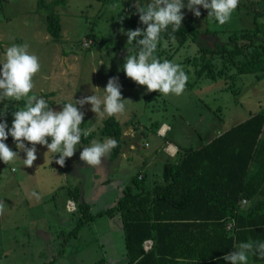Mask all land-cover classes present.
Instances as JSON below:
<instances>
[{"label": "rangeland", "instance_id": "obj_1", "mask_svg": "<svg viewBox=\"0 0 264 264\" xmlns=\"http://www.w3.org/2000/svg\"><path fill=\"white\" fill-rule=\"evenodd\" d=\"M57 1L0 0V63L5 59L7 48L13 44H28L29 53L36 55L41 65L33 78L32 93L49 102V92L57 91V105H49L55 111H60L65 102L75 103L84 94V97L97 95L103 98L108 80L118 77L122 98L125 99V112L117 115V119L124 124L122 138L125 154L123 158L119 154L113 160L108 154L99 166H89L80 160V152L84 145L86 147V143L81 141L63 173L55 167V153L48 152L46 146L37 145L36 161L32 167H25L23 159L26 154L16 148L14 141L7 143L9 148L18 152V157L12 163L3 164L0 170L7 173L6 179L0 181V201L5 203V211L0 215V264H37L48 260L37 257V252L32 250L40 237L37 230L49 229L41 223L40 214L46 224L50 223L52 230L66 220L67 224L71 221L67 230L73 229L79 220L78 213L83 210L78 203L74 213L68 212L65 207L68 197L76 202L80 200L81 203L91 204V212L96 213L114 206L127 186L132 184L133 177L144 174L142 169L147 156L154 159L148 182L154 179L150 172L163 174L165 161L175 160V157L164 155V158L162 153L157 155L152 151L154 146L165 144L164 138L171 137L182 149L197 148L209 137L212 125L220 122L221 117L226 124H233L264 107L263 72L259 75L238 73L234 64L224 61L228 55L216 54L213 64L216 71L222 70V74L214 79L206 73L199 77L197 73L203 48L227 47L234 50L238 46L244 50L245 57L264 48L263 32L255 36L254 44L244 38L235 41L232 37L255 26V12L243 4H238L229 22L224 25L210 20L208 14H201L193 25L202 32L195 40L190 37L184 45H180L177 39L173 42L161 38L155 55L161 62L169 60L179 64L188 76L182 95L164 96L159 92L148 93L146 86L137 85L123 71L126 57L136 54L139 49L128 46L127 36L120 31L121 28L125 32L132 30L124 20L122 1ZM241 1H257L259 7L264 8V0ZM146 2L150 0H141L142 4ZM184 3L187 4V0ZM197 7L201 12L206 11L201 6ZM49 13L61 16L60 39L53 38L47 30L46 15ZM182 13L184 18L193 15L187 7L182 9ZM258 20L264 22V16ZM91 36L94 37L91 38L93 42L89 47L85 46L84 41L90 40ZM243 58V55L236 56L237 61ZM12 101L15 100L0 102V107L7 104L4 117L10 121H13V113L24 107ZM85 105L80 110L84 112L87 124L82 123L81 129L87 130V125L93 137L102 138L101 128L107 116L101 118L95 113L91 116L90 106ZM4 111L5 107L0 109V112ZM163 123L173 128L164 138L158 136V128ZM129 150L135 154L129 155ZM75 195H79L80 199H76ZM119 223L122 225L121 220L108 215L97 216L95 222H86L79 236L72 238L63 262L54 264H98L103 257L111 264H127L120 247L122 229ZM20 231L27 234L25 243H20L21 247L15 238L16 232L20 235ZM105 237L111 238L112 247L104 242ZM17 238L18 241L22 239L20 236ZM52 240V249L59 245V240L62 241L59 246H63L62 235ZM26 244H30L31 248H22ZM109 250L115 251L114 257L108 256L106 251Z\"/></svg>", "mask_w": 264, "mask_h": 264}, {"label": "trees", "instance_id": "obj_2", "mask_svg": "<svg viewBox=\"0 0 264 264\" xmlns=\"http://www.w3.org/2000/svg\"><path fill=\"white\" fill-rule=\"evenodd\" d=\"M104 1L113 3L116 0ZM120 1L124 5V20L130 24L132 30L144 29L146 26L140 23L139 15L133 7L134 3L129 0ZM242 4L255 12V26L246 29L242 34L235 33L232 37L235 41L244 38L254 44L255 36L262 32L264 34V22L258 20L260 16H264V8L259 7L257 1L246 3L239 0V5ZM201 14L208 12L206 10ZM196 18L194 14L184 18L179 31L171 33L170 26L168 32L161 34V38L170 39V35H174L180 45H184L190 37L197 39L202 31L193 25ZM46 22L49 34L55 39H60L61 16L49 13L46 15ZM91 38L94 37L91 36L89 39ZM201 52V66L197 71L199 77L206 73V76L216 79L222 74V70L216 71L213 64V56L216 54L228 55V59L224 58V61L234 64L239 73L257 75L264 73V48L246 57L244 50L238 46L234 50L227 47L203 48ZM238 55H243L244 58L237 61ZM12 103L24 106L23 100ZM0 120H6L8 127L11 128L12 123L4 116H0ZM263 127L264 107H261L253 116L218 135L201 148H181L175 160L165 161L163 184L147 189L145 176L140 178L139 175H135L132 184L127 186L125 193L114 206L92 213L88 205L79 204L78 207L83 210V215L76 226L68 234L63 235V242L67 243L72 238L78 237L86 222L97 216L113 217L119 214L123 223L129 263L162 264L163 260H167L165 257L169 252L167 246L177 227L192 228L199 225L194 222L196 220H200L201 225H211L208 222L214 221L215 225L222 229L229 248L199 257L201 259L199 264H227L223 257L235 250L236 243L250 241L243 235L264 231V190L262 189L264 188V137L261 136ZM101 134L118 142V146L109 153L112 160L116 159L122 147L124 124L116 116L106 117ZM92 137L93 133H90L87 137L82 136L81 141L87 143ZM12 139L9 135L6 141ZM58 158L57 154L56 159ZM67 160L68 158L66 162ZM2 163L3 161H0V165ZM134 189L138 191L134 192ZM257 193L262 194L258 203L247 210H242L240 201L244 198H253ZM232 218L236 221V227L227 230V224ZM163 233L170 237L166 238ZM148 238L154 239V247L146 252L143 245ZM204 241L205 239L198 240V244L205 245L207 242ZM184 243L191 245L192 239L185 240ZM193 243L196 244L194 241ZM63 252L61 249L56 256L44 264L56 263Z\"/></svg>", "mask_w": 264, "mask_h": 264}, {"label": "clouds", "instance_id": "obj_3", "mask_svg": "<svg viewBox=\"0 0 264 264\" xmlns=\"http://www.w3.org/2000/svg\"><path fill=\"white\" fill-rule=\"evenodd\" d=\"M238 4L239 0H187V4L184 0H150L143 4L141 0H136L133 7L139 15L140 23L146 27L127 32L120 29L127 36V45L139 49L136 54L126 57L123 65L126 77L137 85L146 86L148 93L182 95L188 81L187 74L179 64L169 60L161 62L155 55L161 34L168 32L170 26L171 33L179 31L184 19L182 9L185 7L199 17L201 12L197 6H201L207 10L210 20L224 25L229 22ZM170 39L175 42L174 35H170ZM28 48L26 43L13 44L7 48L5 59L0 63V102L24 101V107L13 113L11 128L6 120H0V161L9 164L18 157V152L5 143L10 135L16 148L26 154L23 159L25 167H32L36 161L37 145L46 146L48 152L58 154L59 158L55 162L63 167L66 159L75 154L81 137L91 132V129L83 130L80 127L84 120V112L80 109L90 104L91 111L101 118L123 114L125 99L122 98L121 85L118 77H112L104 89L103 98L97 95L85 96L75 100V103H65L60 111H55L44 98L37 99L36 95L30 94L34 88L33 78L40 71L41 65L39 58L30 54ZM6 109L7 104L0 116L6 115ZM48 138H51L50 143ZM117 146L118 142L113 138H107L103 143L93 141L91 146L84 147L80 152V160L89 166H99L102 158ZM4 211L5 203L0 201V215ZM250 254L264 259V241L242 242L223 259L227 264H248Z\"/></svg>", "mask_w": 264, "mask_h": 264}, {"label": "crops", "instance_id": "obj_4", "mask_svg": "<svg viewBox=\"0 0 264 264\" xmlns=\"http://www.w3.org/2000/svg\"><path fill=\"white\" fill-rule=\"evenodd\" d=\"M233 67H235V66H233ZM39 90H43V89H39ZM49 93L51 95L48 98L49 102L46 100V98H44V99L47 101V103L49 105H52V106L53 105H57V103H58L57 102L58 92L53 90V91H51ZM32 95H35V94L32 93ZM84 95H83V97H84ZM37 98H41V96H38ZM81 98L82 97H80V99ZM63 101L65 102V100H63ZM85 106L86 107L90 106V108H91L90 104L85 105ZM3 107H5V106L0 107V109L2 110ZM93 113L94 112H92L90 115L93 116ZM255 113H257V112H255ZM255 113H252V114H250V116H248V117H246V118H244L242 120H238V121L234 122L233 124L232 123L231 124H226L225 122H223V119L221 117V119H219L220 122H218L216 125L215 124L212 125V131L209 132V134H208L209 137L206 138L205 140H203L201 142V144L197 148H194V149L201 148L203 145L209 143L210 141H212L218 135H221L225 131L229 130L231 127H233V126H235V125L247 120L248 118L253 116ZM88 117H90V116H88ZM86 119L83 120V122H82L83 124H87V120ZM88 119H90V118H88ZM8 121L12 123V121H10V120H8ZM221 122H222V124H221ZM220 124H221V126H220ZM86 129H89V128H87V125H86ZM172 130H173V128L168 131L167 135H169V132L172 131ZM158 136L162 137L160 135H158ZM261 136L264 137V127H263V131H262ZM107 138H111V137H105V136H102V138L101 137H92L91 138L92 140L87 142L86 146H91L92 142L96 141V140H97L96 142L103 143ZM164 140H165V144L163 143L159 147H155L154 146V148H153L154 150L152 152L156 153L157 155H158V153H162L163 157H164V155H166V156H168L170 158H173L172 156H170L165 151V147H166L167 143H172L173 145H175L178 148V151L181 149V145L177 141L172 139L171 137L164 138ZM12 141H13V139L10 140V141H5V143L7 144V143L12 142ZM49 141H51V139ZM146 143H148V146H150L149 142H146ZM84 147H85V145H84ZM124 147H125V145H124L123 138H122V147H121V152L119 153V154H121V158H123L122 155L125 154L123 152L124 151ZM134 154H135V152H133L132 150H129V155L132 156ZM54 155H55V161H56V155L57 154L55 153ZM68 160H69V158H68ZM68 160H67V162H68ZM153 160H154L153 156L150 157V158L147 156V158L144 159V164H143L144 167L142 169L144 174L142 176H145L146 188L147 189H152L156 185H158V184L160 185V184L164 183L163 174H159L158 172H150V174L152 176L151 178H154V179L152 180V182H148L149 169L151 167V164L153 163ZM67 162L65 163V165L63 167H60L56 163L55 167L59 168L60 172L62 171L64 173L65 170L68 167L67 166ZM3 164L4 163H2L0 165V170H1V167L3 166ZM44 170H45V168H44ZM6 177H7V173L0 172V181H2L3 179H6ZM262 189L264 190L263 187H262ZM137 191H138V189H134V192H137ZM261 195L262 194L257 193L255 197L247 199V203H245L244 205L240 206L241 209L242 210H247L250 207L255 206L258 203V201L262 198ZM75 198L78 199L79 195L75 196ZM72 199L75 201V199L72 198V197H70V198L68 197L67 200H66L65 207H66L67 211H68V209H67V201L68 200H72ZM78 201L79 202L75 201L77 205H78V203L79 204H86V205L89 206V208H90L89 211L91 212V209H92L91 208V204H89V203H81L80 200H78ZM196 209H198V206H197ZM71 213H74V212H71ZM41 215H42V213L40 214L41 223H43L45 226H49V229L43 228V229H38L37 230V234H40V237H39L38 242L35 245H33L32 250L37 252V254H36L37 257H39V258H48V260H43L42 262H38L37 264H44V263L50 261L54 256H56L58 254V252L61 249H63L64 252L61 255H59V258H58V261H57V262L62 263L64 257L67 255L68 248L71 245V240L69 242H67V243H63V246H59L60 243L62 244V241L59 240V245H57L56 248H53V249L51 247L50 241L52 239H53L52 241H55L54 240L55 237L58 238V237H61V235L63 236V235L68 234V232H70L72 230V229L71 230H67V227H69L71 221H68V224H67V220L64 221V222H61V224H59L57 227L54 226L55 228H54V230H52V228L50 226V223L46 224L45 223L46 222L45 218L43 216H41ZM82 215H83V212L82 213H78L79 218ZM112 218H118L119 220H121V217H120L119 214L114 215ZM95 220H96V218H94L91 221L95 222ZM232 220H233V218L230 219L229 222H231ZM190 221H191V219H190ZM121 222H122V220H121ZM194 222L198 223L199 225H196V226H194L192 228L185 227V226H179V227L176 228V231H175L173 237L170 239L169 245L167 246V249L169 251L168 254H166L167 256H165L167 260H163L162 264H199L200 261H201V259L199 257H201L203 255H207V254L211 255L213 252H218L219 250H225V249L229 248L227 243H226V239L224 237V233L222 232V229H220L217 225H215L214 221H209L208 222V223H211V225L210 224H202L201 225L199 223V222H201L200 220H196ZM183 223H185V222H183ZM109 224L110 223H108V225ZM120 228L122 229V239H121L122 240V244L120 243V247L122 248V251H124V255H125L124 261L127 262V264H132V263H129L128 257H127V254H126V244H125L123 223H122V225L120 224ZM227 230H229L228 227H227ZM246 234L247 235H243V237L249 238L250 241H253V242L264 241V231L263 232H259V233L257 232L256 234L255 233H250V232L246 233ZM253 234H255L254 238L252 237ZM17 236L22 237V239L20 241H18ZM25 236H27V234L25 232H23V231H20V235L16 232L15 238H16V241L19 244V247H21V244H20L21 242L25 243ZM163 236H165L166 238L170 237V235L168 237L166 233L165 234L163 233ZM148 239L153 240V246H152V248H153L154 247V239H152V238H148ZM188 239H192L191 245H188V244L184 243L185 240H188ZM201 239H205V241L207 243L205 245H203V244L199 245L198 244V240H201ZM103 240H104L105 243H108V245L110 247H112L111 238L108 239L107 237H105V239H103ZM193 241L196 242V244H194ZM40 242H42V243H40ZM173 242L175 244H173ZM105 243L103 244V247H105ZM240 243H242V242L236 243L235 250H236L237 246ZM143 246H144V249H145L146 252H148V251H150L152 249V248L146 249L145 245H143ZM23 247L24 248H31L30 244H26V246H22V248ZM106 252H107L108 256H110V257L113 256L114 257L113 253H115V251L112 252V250L111 251L109 250V251H106ZM100 262L101 263H98V264H111L110 262H108L106 260L105 257L101 258ZM248 264H264V259H260L258 256H253V255L250 254L249 255Z\"/></svg>", "mask_w": 264, "mask_h": 264}, {"label": "built area", "instance_id": "obj_5", "mask_svg": "<svg viewBox=\"0 0 264 264\" xmlns=\"http://www.w3.org/2000/svg\"><path fill=\"white\" fill-rule=\"evenodd\" d=\"M92 42H93L92 39H90V40H85V41H84V45L89 47V45H90ZM170 129H171V126H170L169 124H167V123H163V124L159 127V129H158V135H160V136H162V137H165ZM147 145H148V143H147ZM172 146H173L172 143H168V144L166 145V147H165V151H166L170 156H172V157H176L177 154H178V148L175 146L177 149L172 150V149H171ZM141 177H142V175H140V178H141ZM245 203H247V199H245V198L242 199V200L240 201V205H244ZM67 209H68V211H70V212H74V211L77 210V205H76V203H75L74 200H68V201H67ZM227 227H228V229H233V228H235V227H236V221L233 219L231 222L228 223ZM144 245H145L146 249H150V248H152V246H153V240H151V239H147V240H145V241H144Z\"/></svg>", "mask_w": 264, "mask_h": 264}, {"label": "bare ground", "instance_id": "obj_6", "mask_svg": "<svg viewBox=\"0 0 264 264\" xmlns=\"http://www.w3.org/2000/svg\"><path fill=\"white\" fill-rule=\"evenodd\" d=\"M171 149H172V150H175V149H177V148L175 147V145H173V146L171 147Z\"/></svg>", "mask_w": 264, "mask_h": 264}, {"label": "water", "instance_id": "obj_7", "mask_svg": "<svg viewBox=\"0 0 264 264\" xmlns=\"http://www.w3.org/2000/svg\"><path fill=\"white\" fill-rule=\"evenodd\" d=\"M37 99H39V98H37Z\"/></svg>", "mask_w": 264, "mask_h": 264}]
</instances>
